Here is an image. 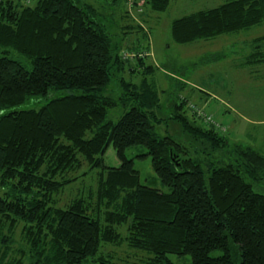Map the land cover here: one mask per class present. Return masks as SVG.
<instances>
[{"label": "trees", "instance_id": "obj_1", "mask_svg": "<svg viewBox=\"0 0 264 264\" xmlns=\"http://www.w3.org/2000/svg\"><path fill=\"white\" fill-rule=\"evenodd\" d=\"M170 1L144 0V8L162 13ZM88 9L73 0H0V264H175L170 255L189 264H264V193L254 190L264 186V154L230 143L211 116L180 98L171 118L189 146L159 136L154 68L139 48L120 50ZM261 25L264 0H227L174 20L170 36L182 45ZM243 47L239 66L264 63V37ZM127 70L140 82H127ZM113 82L117 94H105ZM32 97L48 100L14 110ZM130 102L116 122L107 120ZM109 146L118 167L105 166ZM137 146L168 193L140 184L126 157ZM84 164L97 170L95 187L56 207L54 196L87 175L71 178ZM108 245L132 254L123 259L105 252Z\"/></svg>", "mask_w": 264, "mask_h": 264}, {"label": "rangeland", "instance_id": "obj_2", "mask_svg": "<svg viewBox=\"0 0 264 264\" xmlns=\"http://www.w3.org/2000/svg\"><path fill=\"white\" fill-rule=\"evenodd\" d=\"M77 5L89 8L91 16L107 27L112 35V40L118 44L120 50H133L139 48V52L145 58V63L154 68V72L148 77L153 81L159 92L160 109L158 123H154L155 132L162 137H171L176 142L189 146L190 139L180 126L172 120L170 106L173 102L187 100L193 109L198 112L202 109L211 116L216 130L222 133L230 143H239L251 146L264 154V79L260 78V68L255 65L239 66L245 53L244 43L254 38L264 37V25L253 27L249 30L234 34L222 35L212 40H199L189 44H176L170 36L171 23L183 16L211 9L227 2V0H171L168 9L162 13H155L144 8V0H118L111 4V0H73ZM127 11L129 19L123 20V14ZM132 14V15H131ZM139 14H141L139 16ZM132 17V18H131ZM141 28L137 31L130 26ZM127 28V29H126ZM133 31L132 33H130ZM221 55L216 63L202 62L201 59L211 55ZM19 61L27 69L31 65L24 58L10 55ZM125 71L123 78L128 82L139 83L141 75ZM177 81H182L186 86L179 88ZM113 82L105 91V94H117ZM61 93L57 94L60 95ZM54 94H49L51 98ZM48 99L30 98L24 104L14 110L38 109ZM134 102L126 106H119L109 110L107 120L116 122ZM195 107H197L195 109ZM204 112L201 111L204 115ZM186 116L189 115L185 112ZM89 136V135H88ZM126 157L134 162V169L139 173L140 184L168 193L169 188L163 186L156 177L151 158L147 155L145 147L137 146L126 150ZM105 166L118 167L112 146H109L104 155ZM87 172L83 178H79L69 189L54 196L56 207H64L80 191L86 195L89 188L95 187L97 170H88L87 165L72 176ZM256 192L264 193V186L254 187ZM3 193L0 187V194ZM123 229L121 234L123 235ZM18 235V233H17ZM105 252L113 253L125 258L132 252L126 250L124 245L120 247L105 246ZM232 254L237 261L238 252L231 244ZM221 251L211 253L212 257L222 256ZM169 258L175 264H189L188 256L179 258L170 255Z\"/></svg>", "mask_w": 264, "mask_h": 264}, {"label": "crops", "instance_id": "obj_3", "mask_svg": "<svg viewBox=\"0 0 264 264\" xmlns=\"http://www.w3.org/2000/svg\"><path fill=\"white\" fill-rule=\"evenodd\" d=\"M258 66L261 67L259 72H260V78H261V80H263L264 79V63H262V64H260ZM261 122H264V120L261 121Z\"/></svg>", "mask_w": 264, "mask_h": 264}]
</instances>
